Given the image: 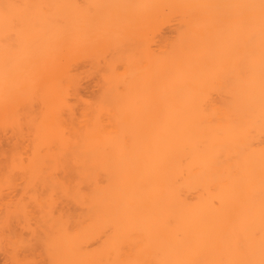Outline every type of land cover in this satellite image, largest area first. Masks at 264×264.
<instances>
[{
	"label": "bare ground",
	"instance_id": "1",
	"mask_svg": "<svg viewBox=\"0 0 264 264\" xmlns=\"http://www.w3.org/2000/svg\"><path fill=\"white\" fill-rule=\"evenodd\" d=\"M0 206L44 264H264V0H0Z\"/></svg>",
	"mask_w": 264,
	"mask_h": 264
},
{
	"label": "rangeland",
	"instance_id": "2",
	"mask_svg": "<svg viewBox=\"0 0 264 264\" xmlns=\"http://www.w3.org/2000/svg\"><path fill=\"white\" fill-rule=\"evenodd\" d=\"M94 90H95V86H92V85L89 86V88L87 89V95H90L91 91H94ZM39 189L40 188L31 190V191H35ZM6 191L7 192L4 191L5 194H3L4 197H6L5 200H9L10 198L13 200L17 198H21L23 200V203L26 204L28 207L27 217L19 218L18 219L19 222L12 221L9 226L13 228L16 231V233H18L21 237H29L30 229L36 228L37 223L39 222V216H40L39 211L36 208H34L31 204L32 201L30 200V197L32 196V192L23 194L21 192L23 191L21 186L13 189V191H10V190L9 191L6 190ZM37 193L41 194L42 197L44 198H48V197L57 198L58 197V195H54V192H53V195L48 194V193L47 194L42 193L41 191H37ZM5 195H8V197ZM63 211L64 212L66 211L67 214H73V215H76L75 213L79 212V211H75V208L71 206H66V208ZM55 214H57V212ZM3 217H5L4 208L0 206V221L3 220ZM0 229H1L0 232L2 231L5 232V229L3 228V225L1 226V224H0ZM11 252H12L11 245L7 244L5 239L0 238V264H44V259L39 253V251L37 250L34 252V254L33 252L30 253L22 249H19L18 252L15 253L16 255L14 254V252L12 253Z\"/></svg>",
	"mask_w": 264,
	"mask_h": 264
}]
</instances>
